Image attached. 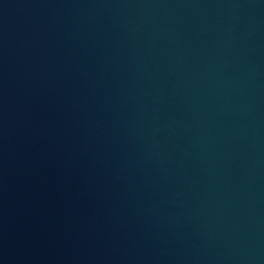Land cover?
I'll return each mask as SVG.
<instances>
[{"label":"water","instance_id":"obj_1","mask_svg":"<svg viewBox=\"0 0 264 264\" xmlns=\"http://www.w3.org/2000/svg\"><path fill=\"white\" fill-rule=\"evenodd\" d=\"M152 264H264V0H38Z\"/></svg>","mask_w":264,"mask_h":264}]
</instances>
